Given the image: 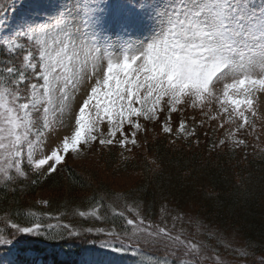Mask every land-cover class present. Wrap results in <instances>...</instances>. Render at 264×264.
Wrapping results in <instances>:
<instances>
[{
  "label": "snow or ice",
  "instance_id": "obj_1",
  "mask_svg": "<svg viewBox=\"0 0 264 264\" xmlns=\"http://www.w3.org/2000/svg\"><path fill=\"white\" fill-rule=\"evenodd\" d=\"M6 8L0 5L5 183H36L68 158L97 152L134 160L150 127L174 145L199 144L203 135L210 153H244L249 135H264V0H21L11 18ZM150 163L153 171L162 166ZM100 207L79 216L102 221ZM189 220L209 243L189 240L175 224L146 222L139 212L126 218L129 229L98 231L119 241L114 252L152 249L156 264H225L224 252L246 264L253 255L251 244L210 248L220 233ZM11 229L0 232L9 254L16 235H41L42 225Z\"/></svg>",
  "mask_w": 264,
  "mask_h": 264
},
{
  "label": "trees",
  "instance_id": "obj_2",
  "mask_svg": "<svg viewBox=\"0 0 264 264\" xmlns=\"http://www.w3.org/2000/svg\"><path fill=\"white\" fill-rule=\"evenodd\" d=\"M155 134L136 159L125 161L126 172L134 175L128 186L115 187L102 174L117 164L115 150L100 153L104 171L66 162L46 179L36 177V183L23 177L14 183L0 180V229L4 234L14 231L12 223L42 225L41 235L15 236L13 264H35L38 259L42 264H85L86 251L108 237L98 229H125L130 204L150 223L177 214L192 223L191 217L221 234H233L239 245L251 244L249 261L264 256V158L223 149L210 153L202 135L199 144L174 145L164 134ZM152 160L162 166L153 171ZM38 191L44 204L37 200ZM101 204L102 221L79 216L80 211L91 212ZM66 223L81 235L70 236ZM144 251L154 255L152 249Z\"/></svg>",
  "mask_w": 264,
  "mask_h": 264
},
{
  "label": "rangeland",
  "instance_id": "obj_3",
  "mask_svg": "<svg viewBox=\"0 0 264 264\" xmlns=\"http://www.w3.org/2000/svg\"><path fill=\"white\" fill-rule=\"evenodd\" d=\"M26 3L27 0H24ZM13 3V0H0V5L7 6L6 8V14L8 17H13L14 15H18L16 12V9L20 7L21 0H16V8L11 7ZM257 107H259V104H257ZM257 131L259 132V125ZM155 132L149 128V131L146 134H141L140 139L143 142L144 146L145 144L154 136H156ZM163 134V133H162ZM256 134H251L248 136V140L250 142V146L244 150L243 155H253L256 157L264 158V135H261V138L259 141L255 139ZM203 139L205 140L204 136L202 135ZM210 139H217V135H213L210 137ZM201 142V140H200ZM193 143H196L193 140ZM210 148V144H207ZM101 152L89 154L86 157L80 158V159H74V158H68L67 164L79 167V166H88V168L104 171L105 167L101 165L100 157ZM118 162L113 167L109 168L108 170L102 172L103 175L108 177V180L114 182L113 184L115 187L121 185V186H128L130 182L132 181L134 175L131 174V172H126V168H124L125 160L119 155L118 152ZM53 174V173H51ZM49 174V175H51ZM49 175H45L43 177H40V180L46 179ZM2 181V180H1ZM114 187V188H115ZM37 200L39 203L44 204L45 200L43 198V195L41 194V191H38L37 193ZM128 212L130 213V217L134 216L137 212L140 213L139 209L132 204L128 205ZM172 217L174 216H163L159 217L161 220H157L155 222H152L154 225H163L167 224L168 228L172 229L173 224H175L174 231H180L183 229V236L187 237L189 240H192L194 242H202V243H209L206 235H203V230L199 229L196 223H185L183 220H173ZM148 222V221H146ZM130 226H125V229H129ZM214 231V230H213ZM0 232L4 233L2 229H0ZM114 232V231H113ZM31 234H20L19 236L27 237ZM233 234H221V240H219L220 244H223L224 247L227 246L229 248V244L232 246L239 245L238 240L236 238L234 239ZM103 242L96 243L93 248L86 251V255L84 258L85 264H156V261L160 259V256L151 255L144 251L143 254L137 256L134 255L132 252H114L111 250L112 246H119V241L113 239V237L108 236L107 238L102 239ZM215 241L209 244V247L212 248L215 246ZM230 249V248H229ZM16 251V250H15ZM14 251V252H15ZM231 250H229L230 252ZM14 254V253H13ZM13 254H9L7 249L0 248V264H13ZM225 259V264H227L228 261H233V264H237L235 261V257L228 254V252L222 253ZM12 257V258H11ZM261 256H257L254 259H251L250 261L247 260L246 264H251L254 262L256 264L257 261ZM39 262V261H38ZM15 263V262H14ZM17 264V263H16ZM39 264V263H37Z\"/></svg>",
  "mask_w": 264,
  "mask_h": 264
}]
</instances>
